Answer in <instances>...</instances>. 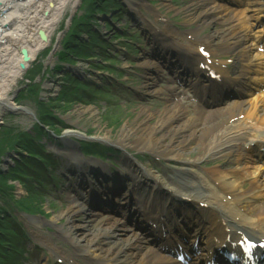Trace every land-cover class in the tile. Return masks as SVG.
Here are the masks:
<instances>
[{
    "label": "bare ground",
    "instance_id": "obj_1",
    "mask_svg": "<svg viewBox=\"0 0 264 264\" xmlns=\"http://www.w3.org/2000/svg\"><path fill=\"white\" fill-rule=\"evenodd\" d=\"M66 1L0 0V113L5 108L12 106L11 98L13 95H9L11 84L20 75L28 61L34 58L37 50L49 43V32L54 28L59 18V12L67 3ZM134 1L136 0H123L128 7L126 12L129 18L134 21V25H140L138 30L148 39L147 43L152 42L154 44V59L152 58V60L155 63L153 71L151 63L147 59L148 52L143 51L141 64L145 67L146 72L145 81L142 84L144 89L156 85L157 79H159L156 71H160L162 68L168 69L170 74L172 73L173 82L189 80L190 84L188 83V85L190 87L196 86L195 81L182 77L186 74L183 70L193 71V68L187 67L186 64L195 62L193 59H196V55L200 56L198 53L193 58L189 56L190 52L195 50L194 48L198 50L199 47H203L209 54L208 58H213L219 53L222 55L233 54L236 58L234 62L241 69V79L244 80L247 77L245 76L247 69L256 65L253 60L260 57L255 52V42L258 40V34L261 33L259 28H255L254 32L246 33L242 26L233 25L227 26L225 32L205 33V28L210 23L205 21V25H203V20L219 21L223 19V14L233 15L232 18L225 20L226 22L240 17V10L226 6L222 0H211V3L202 11L197 9L195 15L189 13V20L184 23L179 22L182 26H184L183 24H195L194 29L186 31H180L170 24L169 20L177 21V19H173L175 16L171 15L165 5L158 4V9L156 7L155 10H150L157 16V19H151L145 15L144 11L137 8L143 6L140 3L142 0L140 2ZM246 4L242 12L253 11L247 19H253L254 22L263 20L264 24V0H248ZM39 10L41 13L38 15L37 11ZM114 10L112 9V11ZM19 13H25L28 20ZM147 18H150V21ZM201 19L202 23L198 24ZM238 20L241 21V17ZM257 25L259 26V23ZM251 27L253 26L251 25ZM178 36L183 37L182 40L187 43L179 41ZM213 40L217 41L214 42ZM183 45L192 48L189 54H187L188 50L184 51ZM23 49L26 50L27 59H22L21 50ZM171 58L179 60L178 62L181 64L174 67L173 63H169ZM203 61V58L198 59L196 63L199 64L198 62ZM21 64L23 66H20ZM220 66L222 69H219V73L223 79L227 80L229 84L234 82V78L232 81L228 80L227 68L224 65ZM236 73H239V70ZM240 87L239 85L235 86L239 91V96L250 95L251 90L246 88L241 90ZM199 90L203 91L202 87ZM203 93H207V91ZM177 98L174 93L170 94V97L166 99L168 103L166 108L157 114L142 108L138 114L140 121L137 127L124 126L119 136L114 140L109 136L94 137L98 141L114 143L119 147L114 152L109 150L106 153L114 156L120 155L122 162L127 166V173L129 174L127 178L136 185L134 192L127 198L131 200L133 196V199L137 200V207L144 213L143 221H139L135 217L137 209L130 215L128 213L129 218L126 217L124 211L122 216L118 217L115 208L118 211L123 210L119 204H114L116 199L113 202V197L116 198L118 194H115L113 190H95L91 188L90 184L85 185V199L78 196L79 194L74 197L68 196L65 199L73 198L71 201H67L70 204L68 210L55 214L45 221L36 216V218L32 217L26 209L22 211V215L31 220L29 223L31 230L23 226V223L14 217L11 222L14 223L16 220L17 233L28 240L33 238L36 242L44 240L42 234L44 224L62 233L59 244L64 256H61L60 253L55 255L57 256V264H171L165 257H162L161 253H157L148 241L144 240L139 231L141 227L142 230H154L153 219L167 217L171 214L183 216L186 223H191L193 227L197 225L198 228L201 227V230L202 228L207 230V234H209L207 247L209 248L219 245L221 241H215L220 236L219 234H223L225 228L234 227L233 223H238V221L242 223L239 225V231H246L244 229L246 227H257L259 235L254 237H260V233H262L260 238L261 240L264 239V170L253 163L251 166H246L241 162L244 142H240L241 139L245 138L242 134L248 123L250 126L245 132H251L254 136L258 135L259 139L263 141L264 102L262 100L264 97L254 95L249 101L248 107L243 105L248 101L245 98H237L225 107L201 105L194 117L187 116L186 110L177 101ZM90 110L95 113L94 108ZM242 114L248 121L241 119ZM155 115H157L156 119ZM154 119L156 122L152 123L151 121ZM241 130L243 131L240 132ZM78 134L80 133L68 128L64 131L62 142L66 139V147H71L75 145V142L65 136ZM255 140V138L246 140V142H250L247 147L250 155H254L255 147L262 144L259 141L254 144ZM53 145L57 147L56 142ZM194 146L198 148L195 153H193ZM73 149H71L70 157L73 161H77L80 166L73 171L77 176L80 175L79 177H81L85 173L87 175V168L92 169L93 167H95L94 170L98 167V173H104L103 175L99 174L100 178L106 176L104 171L106 163L99 165L94 160V162L90 159L83 161L77 158V154H73L75 152ZM55 151L58 150L55 148ZM132 151L146 152L154 155L157 159H164L180 173L190 172L192 175L189 176L191 182H185V184L179 176L170 175L169 170H164L162 173L154 171L150 167V163L140 162L135 158ZM97 153L98 156L101 155L100 152L97 151ZM232 154L236 157L234 161L229 160V156ZM218 155L219 160H221L218 164L207 170L203 169L202 173L195 170L199 162H205L206 158ZM102 159L100 158L99 161L102 162ZM222 160L228 162L227 167L225 164H220L224 163ZM230 162L233 164L231 167L229 166ZM46 166L48 169L50 164L47 162ZM53 167L54 165H51V168ZM82 171L83 173H81ZM56 177L54 173L50 176V180L54 181L57 179ZM246 181L249 182V190L244 189L243 185L246 184ZM191 185H196L197 188L202 186L203 189H209V191L204 193L203 189L198 191L196 187L192 188ZM217 190L219 193H224L226 198L216 197L212 194L213 192L217 195ZM110 198L111 202L106 208H96L92 204V202L97 204L107 202ZM12 202V204L16 203L15 199ZM198 203L204 205L198 207ZM240 203L248 205L249 207L245 208L247 210L239 205ZM110 207H114V212L108 211ZM166 208H170V214L167 213ZM150 211L154 214H151ZM5 215L8 214L5 213ZM45 215L44 218H47ZM83 216L88 222H98L100 226H97L94 231H90L89 227L85 225L86 220L81 219ZM161 221L163 220L160 219L156 225L157 228H162L164 223ZM11 222H8L6 226H10ZM242 233L247 234L249 232ZM159 234H155L153 237L157 238L160 236ZM35 236L41 239H37ZM191 238L195 239L196 236L193 235ZM3 240L8 242L10 238L4 237ZM28 240L23 244L24 248H26L25 245H30ZM21 244V241L17 243L19 246ZM36 244L31 241L32 246H37ZM12 252L14 255L16 254V251L13 250ZM29 258L31 259L32 255L29 254Z\"/></svg>",
    "mask_w": 264,
    "mask_h": 264
},
{
    "label": "rangeland",
    "instance_id": "obj_2",
    "mask_svg": "<svg viewBox=\"0 0 264 264\" xmlns=\"http://www.w3.org/2000/svg\"><path fill=\"white\" fill-rule=\"evenodd\" d=\"M200 1L142 0L140 3L143 6L137 8L144 11L146 16L157 19L150 10L158 9V4L165 5L175 16L173 19H177L174 21L171 18L174 23L169 20L170 23L182 30L194 29L195 24L182 26L179 22L189 20V13L195 15L197 9L202 11L203 6L209 3L200 4ZM66 2L54 28L49 32V43L37 50L34 58L28 61L11 84L9 95H13L12 106L0 113V243L3 242V233L9 232L6 224L10 217H15L31 230V220L22 215L24 210L19 207L26 206L29 215L44 221L68 210L70 204L67 201L73 199H65L70 196L68 190L78 188L77 175L73 172L75 168L69 164L73 162L70 157L72 148L77 158L84 157L83 151L96 156L98 151L105 158L107 153L101 148L104 145L100 144L105 141L92 138L109 136L114 140L124 126L137 127L140 121L138 114L142 108L157 114L163 112L168 104L166 99L170 96L172 85L165 79H160L148 89L142 87L146 75L145 67L141 64L145 40L141 38L139 25H134V21L129 18L126 12L128 7L123 0ZM40 13L41 10L37 11L38 15ZM21 15L27 19L25 13ZM203 21V25L205 21L210 23L205 33L223 32L227 28L222 21ZM200 23L202 19L198 21ZM164 75L166 78L167 74ZM93 108L95 113L90 110ZM187 116L191 115L187 113ZM155 119L151 122L155 123ZM68 128L80 133L65 136L75 142L72 147H66V139L62 142L64 131ZM52 142H56L58 148ZM80 142L83 143V150ZM196 147L193 153L197 152ZM132 152L159 172L167 167L165 160L158 162L146 152ZM212 158L210 156L205 162H199L195 170L202 173L203 169H209L213 165ZM103 160L120 163L113 156L109 162ZM47 162L50 164L48 169L45 165ZM51 165L54 167L51 168ZM124 171L122 167L121 172ZM51 172L57 176L52 182ZM169 173L174 174V177L179 176L184 183L191 182L190 172L180 173L172 169ZM124 183L129 185V181ZM191 187L197 188L196 185ZM201 189L202 186L197 188L198 191ZM13 199L16 201L14 204ZM44 214L47 218H44ZM81 219L86 220L84 216ZM86 222L90 231L100 226L98 222ZM42 234V242L26 239L25 242L28 240L30 245H26V260H21L20 264H52L51 260L56 254L64 256L59 244L62 233L44 224ZM31 241L33 244L38 243V247L32 246ZM10 243L12 245L13 241ZM2 248L0 244V264H8L3 257L5 252L1 253ZM28 254L34 255L31 261Z\"/></svg>",
    "mask_w": 264,
    "mask_h": 264
},
{
    "label": "trees",
    "instance_id": "obj_3",
    "mask_svg": "<svg viewBox=\"0 0 264 264\" xmlns=\"http://www.w3.org/2000/svg\"><path fill=\"white\" fill-rule=\"evenodd\" d=\"M50 176H52V172L50 173ZM20 204H22V203H20ZM21 209L22 210H25L26 209V206L21 207ZM12 218L10 217V219H8L7 223L8 222H11V220H13ZM15 222L13 223V221H12L11 222V225L8 226L7 229L9 230V232L7 234L3 233L4 234V237L10 238V241L7 242V241H4L3 240V242L0 243L2 245V247H3L2 248V253L5 252L3 257H4V259L7 260L8 264H20V261L21 260H23V259L26 260V257H25L24 254L26 252L28 253V249L27 248H24V246H23V244H25V241H26L25 239L26 238L24 236H21L20 234L17 233L16 226H15ZM12 241H13V244L10 245L11 244L10 242H12ZM20 241L22 243L21 246L17 245V243L20 242ZM8 245H9V247H8ZM6 247H8L6 249V251H3V249L5 250ZM13 250L16 251V254L15 255L12 252Z\"/></svg>",
    "mask_w": 264,
    "mask_h": 264
},
{
    "label": "water",
    "instance_id": "obj_4",
    "mask_svg": "<svg viewBox=\"0 0 264 264\" xmlns=\"http://www.w3.org/2000/svg\"><path fill=\"white\" fill-rule=\"evenodd\" d=\"M25 51H26L25 49L21 50L22 59H27L28 58V56L26 55ZM20 66H23V65L21 64Z\"/></svg>",
    "mask_w": 264,
    "mask_h": 264
}]
</instances>
